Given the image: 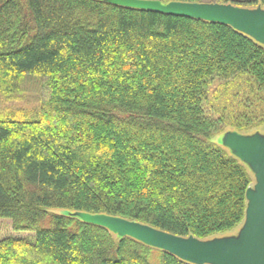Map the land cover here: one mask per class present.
Returning a JSON list of instances; mask_svg holds the SVG:
<instances>
[{"label": "trees", "instance_id": "16d2710c", "mask_svg": "<svg viewBox=\"0 0 264 264\" xmlns=\"http://www.w3.org/2000/svg\"><path fill=\"white\" fill-rule=\"evenodd\" d=\"M21 99L38 107L10 106ZM262 126L264 45L228 24L109 0H0V219L36 233L0 240V264H192L51 210L212 240L244 224L255 182L214 139Z\"/></svg>", "mask_w": 264, "mask_h": 264}, {"label": "water", "instance_id": "95a60500", "mask_svg": "<svg viewBox=\"0 0 264 264\" xmlns=\"http://www.w3.org/2000/svg\"><path fill=\"white\" fill-rule=\"evenodd\" d=\"M135 9L225 23L264 45V9H243L230 5L148 0H109ZM225 145L254 173L255 185L247 191L248 208L238 237L201 241L181 238L145 224L107 215L84 214L83 220L103 226L113 233L131 237L151 247L165 250L192 264H264V137L229 133Z\"/></svg>", "mask_w": 264, "mask_h": 264}, {"label": "rangeland", "instance_id": "374dc122", "mask_svg": "<svg viewBox=\"0 0 264 264\" xmlns=\"http://www.w3.org/2000/svg\"><path fill=\"white\" fill-rule=\"evenodd\" d=\"M10 106L14 107V108H25V109H29V110H33L35 108L38 107V103H35L31 100H26V99H21L17 102H14V103H11ZM233 131H230V129L226 130L225 133H222L220 135H217V137L214 139L215 143L218 144L225 152L228 156L230 157H233V158H236L237 160H240L235 152L233 150H231L230 148H228L226 145H225V141H226V137L229 133H232ZM254 134H259L261 135L262 137H264V126H262L261 128L259 129H256L255 131H252L250 133H244L243 135L244 136H252ZM240 163L244 164L248 170V172L253 175L252 177H254V173L251 171L250 167L242 162L240 160ZM255 179V177H254ZM256 181L254 182V184L252 185V187H254ZM52 212H64L65 214L67 215H71V216H76V217H79V218H83V215L84 214H71L69 211H61V210H57V209H53L51 210ZM48 222H45L44 223V226H47ZM242 226L241 225L240 227H237L236 229L232 230V231H228V232H225V233H221V234H218L216 235L214 238H233V237H238L239 236V233L242 229ZM35 236H36V233L35 232H26V231H15L13 229V225H12V222L11 220L9 219H0V240L2 239H5L7 237H14V238H22V239H26V240H29V241H35Z\"/></svg>", "mask_w": 264, "mask_h": 264}]
</instances>
